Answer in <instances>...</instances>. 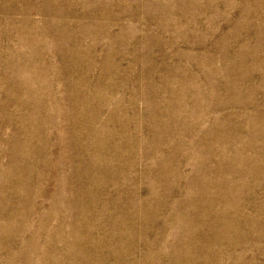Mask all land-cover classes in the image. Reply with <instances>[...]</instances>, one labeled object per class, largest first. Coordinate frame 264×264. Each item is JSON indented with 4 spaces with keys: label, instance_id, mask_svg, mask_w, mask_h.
<instances>
[{
    "label": "rangeland",
    "instance_id": "obj_1",
    "mask_svg": "<svg viewBox=\"0 0 264 264\" xmlns=\"http://www.w3.org/2000/svg\"><path fill=\"white\" fill-rule=\"evenodd\" d=\"M0 264H264V0H0Z\"/></svg>",
    "mask_w": 264,
    "mask_h": 264
}]
</instances>
